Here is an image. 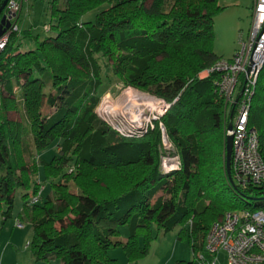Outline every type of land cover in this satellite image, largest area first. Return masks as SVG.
Here are the masks:
<instances>
[{
    "label": "trees",
    "instance_id": "16d2710c",
    "mask_svg": "<svg viewBox=\"0 0 264 264\" xmlns=\"http://www.w3.org/2000/svg\"><path fill=\"white\" fill-rule=\"evenodd\" d=\"M48 4L46 31L52 35L41 39L20 23V32H13L0 52L2 215L12 216L15 193L23 190L18 219L31 226L29 246L36 260L121 264L110 254L121 248L129 262L139 264L160 233L179 227V239L188 240L193 259L177 264H199L200 254L208 257L204 242L218 217L264 207V187L243 191L229 181L225 104L216 92V76L200 77L223 58L214 51L215 17L223 10L219 0ZM92 11L94 18L87 19ZM104 67H111L123 86L172 103L163 123L180 158L179 170L162 171L159 126L140 138L122 137L100 119L98 104L111 92H100ZM11 111L21 113L23 121L10 120ZM249 126L259 135L264 157V67ZM56 142L63 154L45 161L41 152ZM34 154L41 159L38 167L29 160ZM72 161L79 193L57 181L40 193V202L31 201L29 195L39 190L33 175L56 178ZM64 218L69 223L58 227ZM191 219L193 225L186 227Z\"/></svg>",
    "mask_w": 264,
    "mask_h": 264
},
{
    "label": "built area",
    "instance_id": "2783aa9c",
    "mask_svg": "<svg viewBox=\"0 0 264 264\" xmlns=\"http://www.w3.org/2000/svg\"><path fill=\"white\" fill-rule=\"evenodd\" d=\"M28 0H9L3 14L10 21V27L0 37V52L6 47L13 32H20V12L22 4ZM48 29V27H47ZM264 67V0H255L251 27L246 38L241 35V47L231 58L219 59L211 68L200 74L201 78L216 76L215 86L218 96L225 104L226 136L233 137L231 171L234 183L243 191L254 187H264V157L260 151V140L257 131L249 126V115L256 92L260 72ZM124 94L116 101L123 103L120 113L111 103L110 92L101 97L96 112L110 126L128 137H138L154 129L153 121L161 119L170 109L172 103L162 97L147 95L149 92L132 86H123ZM139 90V91H138ZM108 96V97H107ZM148 105L145 112L135 116V119L125 117V111L136 104L141 97ZM107 97V99H106ZM112 115H110V113ZM103 113V114H102ZM141 114L144 116H141ZM151 115V116H150ZM141 116V117H140ZM125 119V120H124ZM123 121H126L123 122ZM151 122V123H150ZM232 123V129L229 124ZM137 127L142 131L132 132ZM162 133L161 168L164 174H170L181 168L179 156L175 153V145L170 140L165 126L160 122ZM39 197L31 201L37 202ZM17 225L22 227L21 221ZM30 245V242H28ZM204 252L200 254L199 264H216L218 255L224 252L227 264H264V207H247L243 210H230L222 218L216 220L207 232L204 242ZM1 264V263H0Z\"/></svg>",
    "mask_w": 264,
    "mask_h": 264
},
{
    "label": "rangeland",
    "instance_id": "374dc122",
    "mask_svg": "<svg viewBox=\"0 0 264 264\" xmlns=\"http://www.w3.org/2000/svg\"><path fill=\"white\" fill-rule=\"evenodd\" d=\"M219 4L222 6L223 10L221 12H219L215 17L214 51L218 56H220V57L223 56V58L229 59L234 55V53L238 49H240V47H241V35L243 34V37L246 38V35H247V33L251 27L252 17H253L254 0H219ZM94 16H95V11H92L86 15V18L87 19H93ZM19 19H20V23L22 25L27 23L28 28L31 29L32 33L34 35L39 34L41 39H44L45 37L52 35V32L46 31V27H48L50 25V10H49V4H48L47 0H28V1H25L22 4ZM5 27H6V18L1 17V19H0V37L6 32V30H4ZM26 40L30 41L29 43L34 45V42L31 39H26ZM25 43H26V41H25ZM20 49H25L24 43ZM103 74H104L103 85L101 86L100 92L102 93V92L107 91V90H108V92L111 91L110 92L111 103H113L114 106H117V107H114L115 109H117V111L112 112L113 115L110 112L109 113H110V115L114 116L116 114H119L122 111V110L120 111V108H122L121 106H123V103L121 104V103H118L116 101L119 99L120 96H122L124 94V91H123L124 88L122 87V84L120 82H118L116 77H114V73H113L111 67H109V68L104 67L103 68ZM106 75H107L108 79H107ZM133 89L135 91H137V89L135 87H133ZM140 92L142 93V91H139V93ZM147 95L151 96L150 93H147ZM152 96H154V95H152ZM107 97H106V99H107ZM102 100H100V101L102 102ZM135 102H136L135 105L132 104L128 108L129 112L123 110L126 113L125 117L135 119V116L140 115V112H142V113L145 112L144 111V110H146L145 107L150 106L146 102H144V100H139V101L136 100ZM8 116H9V119L12 121H15V122L16 121L17 122L23 121L22 114L19 112L11 111V112H9ZM141 116H143V115L141 114ZM163 117H161L160 120L157 119V120L153 121V124L155 125L154 129L156 128V126L160 127V122L164 125ZM108 120L110 122L113 121L114 123L116 120L115 119L112 120L110 118L108 119V116L106 115L104 122L113 131H115L117 134L120 135L119 132L114 130L110 126V124L107 123ZM123 122L126 123V121H123ZM131 131L134 133H139L142 130L137 128V127H133ZM145 134H143V136H145ZM121 136L122 137H128V136H124V135H121ZM143 136H138V138L143 137ZM58 154H63V148H62V145L57 146V142H56L51 147H49L48 149L41 152V157L45 161L49 162L54 155H58ZM35 155L36 154H34L33 158H31L29 160H31V163H33L34 167L35 166L38 167V165H41V159ZM65 164H66V166L64 167L63 172H61L60 176H58L56 178H49L47 181H45V179L40 180L39 176L37 174L33 175V178L36 181L35 184L39 186V190H38V194L36 196H34V195L30 196L29 195V198L32 200L34 197H39L40 193L42 191H44L45 188L47 191H49L51 184L53 182H57V181L62 182L64 184H68L69 188L72 189V191H74L75 193H79V188L75 185V183L73 182V179L71 177V175L74 176L77 173L75 171L76 170L75 163L72 161V162H67ZM63 173H69V175L65 177V176H63ZM71 173H74V174H71ZM115 175L116 174H114V173L112 174V176H115ZM41 178H43L42 173H41ZM46 190H45V192H46ZM30 191H32V190H30ZM23 194H24V191L21 189L17 190L15 193L13 213L17 215V219H18V213L20 212L22 205H23V202H24L23 201ZM160 194H163V192L161 191L157 195H160ZM38 201L40 202L39 199H38ZM256 202L257 201H255V200L249 201V203H251L253 205H255ZM4 208H5V206H4ZM69 215L71 218V217H73L74 214L70 213ZM222 216L218 217V219L222 218ZM218 219H216V220H218ZM67 223H69V218H64L63 220L59 221L57 225H58V227H61L62 225L65 226ZM191 225H193V219L189 220V222L187 224V226H189V227ZM25 227L27 228V225H25ZM28 229H31V226L28 225ZM127 229L128 228L125 227L122 230H123V232H127L128 231ZM154 229H156V226H154ZM176 229H178V228H176ZM175 233H176V230H174L173 232H169L167 234H165L164 232L160 233L159 237H157L155 239V242L152 245L151 253L149 254V256L147 258L148 262H151L152 264H176V260H178L180 258L186 259V260H192L193 259V254H192V252H191V250L187 244H179V246H177V238H176ZM126 235H128V233H126ZM124 236H125V234H124ZM118 251H120V253H123V255H124V252L121 248H118ZM216 264H227L226 255L224 254V252H221L218 255V259H217Z\"/></svg>",
    "mask_w": 264,
    "mask_h": 264
},
{
    "label": "crops",
    "instance_id": "0c3cea01",
    "mask_svg": "<svg viewBox=\"0 0 264 264\" xmlns=\"http://www.w3.org/2000/svg\"><path fill=\"white\" fill-rule=\"evenodd\" d=\"M22 27L23 29H28L27 23L23 24ZM17 220L18 219L16 214L12 213L11 217H4L2 215V212L0 211V263L1 264H61V262L58 259H54L52 261L36 260V258L32 254L31 247L28 245V242L32 240V235H33L32 229H28L29 224L25 222H22L23 224L22 227L18 226ZM25 225H27V228L25 227ZM177 228L178 229L175 228L169 231V232H173L174 230H176L175 234L177 238V246H179V244H187L191 250V246L188 240L179 239L180 228L179 227ZM169 232H165V234ZM126 233L127 232H123L122 230V236H121L122 240H126L127 238ZM159 235L157 237H159ZM154 242L155 240L152 242V245ZM152 245L148 255L142 258L139 261V264H152L147 260L149 254L151 253ZM111 252H112L110 253L111 256L117 258L121 264H133L127 260L125 254L123 255V253H120V251H118V248L112 250ZM179 260H186V259L180 258L176 260V264L177 261ZM186 261H190V260H186Z\"/></svg>",
    "mask_w": 264,
    "mask_h": 264
},
{
    "label": "water",
    "instance_id": "95a60500",
    "mask_svg": "<svg viewBox=\"0 0 264 264\" xmlns=\"http://www.w3.org/2000/svg\"><path fill=\"white\" fill-rule=\"evenodd\" d=\"M9 0H3V3L0 7V19L1 17L6 18V15L3 14V11L5 10L7 3ZM10 27V21L6 18V27L4 30H7ZM233 125L232 123L229 124L228 128L232 129ZM232 146H233V137L231 135H227L225 138V150H226V170L227 175L229 178V181L232 185H235L233 177H232V171H231V159H232ZM256 198H251V200H255Z\"/></svg>",
    "mask_w": 264,
    "mask_h": 264
},
{
    "label": "bare ground",
    "instance_id": "6f19581e",
    "mask_svg": "<svg viewBox=\"0 0 264 264\" xmlns=\"http://www.w3.org/2000/svg\"><path fill=\"white\" fill-rule=\"evenodd\" d=\"M141 98H142L143 100H148V99H149V100H150V102H152V101H153L151 98H148V97H145V96H142Z\"/></svg>",
    "mask_w": 264,
    "mask_h": 264
}]
</instances>
